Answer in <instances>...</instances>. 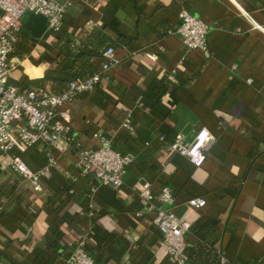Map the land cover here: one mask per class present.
<instances>
[{
  "label": "crops",
  "instance_id": "0c3cea01",
  "mask_svg": "<svg viewBox=\"0 0 264 264\" xmlns=\"http://www.w3.org/2000/svg\"><path fill=\"white\" fill-rule=\"evenodd\" d=\"M59 1L61 31L43 16L44 32L33 37L30 15L23 18L18 41L27 35L30 51L10 55L9 83L53 88L44 77L68 64L60 50L82 48L94 50L89 76L102 78L71 105L66 151L38 143L23 153L34 170L56 161L41 190L0 155V264H64L81 239L96 264H172L155 213L139 197L142 179L156 194L168 185L174 211L191 223L189 264H264V0ZM182 10L209 25L208 53L174 33ZM107 46L116 62L102 72ZM201 128L215 137L203 165L169 151ZM104 138L134 158L118 189L78 166L80 150ZM192 197L207 204L191 207Z\"/></svg>",
  "mask_w": 264,
  "mask_h": 264
},
{
  "label": "built area",
  "instance_id": "2783aa9c",
  "mask_svg": "<svg viewBox=\"0 0 264 264\" xmlns=\"http://www.w3.org/2000/svg\"><path fill=\"white\" fill-rule=\"evenodd\" d=\"M65 11L66 5L59 0H0V150L9 156L10 167L29 181L35 191L41 190L42 181L51 177L56 161L51 159L47 165L34 170L24 160L23 153L38 143L66 151L67 143L73 140L69 135L72 129L71 105L81 94L94 91L102 78V73L98 71L84 79H73L61 93H54L45 86L21 89L9 83L10 55L15 51L23 18L29 13L43 15L51 30L61 31ZM209 31L205 21L182 10L174 33L182 38L189 50L208 53ZM114 52L112 46L103 51L102 72L115 64ZM149 57L154 59L155 55L149 54ZM21 120L24 124L18 125ZM123 126L130 127V119ZM214 140L207 128H201L190 142L176 138L170 143L169 151L178 152L188 157L194 165L201 166ZM133 160L132 155L114 150L111 142L104 138L101 147L80 150L78 166L84 174L94 175L101 184L118 189L123 186ZM141 184L139 197L155 213L154 223L162 234L160 245L165 247L172 264H189L186 234L191 229V223L174 211L176 203L172 189L165 185L156 194L150 182L142 179ZM156 199L159 204L154 202ZM187 203L191 207L202 208L207 201L203 197H192ZM222 261H225L224 257ZM64 264H96L89 253L86 239L76 243L64 258Z\"/></svg>",
  "mask_w": 264,
  "mask_h": 264
},
{
  "label": "trees",
  "instance_id": "16d2710c",
  "mask_svg": "<svg viewBox=\"0 0 264 264\" xmlns=\"http://www.w3.org/2000/svg\"><path fill=\"white\" fill-rule=\"evenodd\" d=\"M30 43L31 40L24 35L21 38V41H17L15 44V54L19 56H23L28 54L30 51ZM109 47V46H107ZM106 47V48H107ZM64 50V49H63ZM59 57L68 64L64 65L61 69H49L46 72L45 80H50L55 82L53 88H48L54 93H61L65 91L68 87V84L71 80L76 78H87L89 77V60L91 55L94 54V50H90L87 48H82L80 52L77 53H64L62 55V50H60ZM59 62H62V61ZM2 151L0 150V155H2Z\"/></svg>",
  "mask_w": 264,
  "mask_h": 264
},
{
  "label": "water",
  "instance_id": "95a60500",
  "mask_svg": "<svg viewBox=\"0 0 264 264\" xmlns=\"http://www.w3.org/2000/svg\"><path fill=\"white\" fill-rule=\"evenodd\" d=\"M30 15V19L29 21L26 23V26L32 30V36L33 37H36V38H39L41 37V35L43 34L44 32V29L45 27L43 28H39L37 27V19H40L43 17V15H40V14H35V13H29Z\"/></svg>",
  "mask_w": 264,
  "mask_h": 264
}]
</instances>
